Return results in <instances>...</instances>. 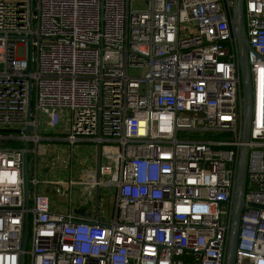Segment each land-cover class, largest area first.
Here are the masks:
<instances>
[{
    "label": "built area",
    "instance_id": "2783aa9c",
    "mask_svg": "<svg viewBox=\"0 0 264 264\" xmlns=\"http://www.w3.org/2000/svg\"><path fill=\"white\" fill-rule=\"evenodd\" d=\"M234 3L0 0V128H35L0 132L23 143L0 144V264H224L244 145ZM244 18L253 115L236 264H264V0H244ZM40 115L70 144L101 146L100 174L118 183L108 222L37 190L26 207Z\"/></svg>",
    "mask_w": 264,
    "mask_h": 264
},
{
    "label": "crops",
    "instance_id": "0c3cea01",
    "mask_svg": "<svg viewBox=\"0 0 264 264\" xmlns=\"http://www.w3.org/2000/svg\"><path fill=\"white\" fill-rule=\"evenodd\" d=\"M65 131L64 129L63 135H59L61 132H54L53 134L43 136L40 140L41 147L39 149V144L37 146L34 145L35 151L33 152L36 157L31 175L37 184L33 185L32 191L37 190L47 195L51 202V208L56 211H71L81 216H89L90 213H93L94 217H97L98 214L103 221L105 217L109 216L111 218L115 211V201L114 211L105 215L109 211L106 207L102 209L103 200L100 198L99 211H96L97 187L100 190V197L101 192L109 187L108 176L100 174V180H97L98 144L83 140L72 145L66 140ZM37 153H39L38 155L41 154L47 161L49 160L48 162H53V158L57 157L54 161L57 165H50L48 167L42 165L41 170H39ZM105 162L106 160L101 156V165ZM46 169L49 170L48 172L57 171V174L47 173ZM39 172L43 175L41 179ZM62 175L65 177L62 178ZM61 181L64 182L61 185L64 191L57 193L56 188L59 185H56V182Z\"/></svg>",
    "mask_w": 264,
    "mask_h": 264
},
{
    "label": "water",
    "instance_id": "95a60500",
    "mask_svg": "<svg viewBox=\"0 0 264 264\" xmlns=\"http://www.w3.org/2000/svg\"><path fill=\"white\" fill-rule=\"evenodd\" d=\"M232 27L235 33L236 41L238 44V59L239 68L241 74V89L242 96L244 99V112L242 118V141L244 145L240 147L238 164H237V174L234 185V192L232 197V210H231V224L228 235L227 250L225 256L224 264H236V251L239 240V232L241 226V215L242 211L246 205L244 198V192L247 181V167H248V155L249 147L246 145L250 140L251 133V123L253 115V83L251 67L249 63V51H251L250 42L248 39L245 18H244V0H235L234 6L232 8ZM32 108H33V93H32V83L30 87V99L29 107L27 111V121L32 120ZM2 133H26L30 135L35 132L33 125L28 124L25 129L18 128H0ZM30 141L25 142V155H24V183H25V196H26V207L30 206L31 193L33 190V180L31 175V155H30ZM98 162H97V180H100V168H101V146L98 145ZM100 202V190L97 187L96 190V211H99ZM261 207V205H255ZM93 213H90L91 216ZM29 214L26 216L25 220V234H24V249L26 248L28 237H29V227H30ZM21 264H25V255L22 256Z\"/></svg>",
    "mask_w": 264,
    "mask_h": 264
},
{
    "label": "rangeland",
    "instance_id": "374dc122",
    "mask_svg": "<svg viewBox=\"0 0 264 264\" xmlns=\"http://www.w3.org/2000/svg\"><path fill=\"white\" fill-rule=\"evenodd\" d=\"M183 26L186 28V26H188V25H183ZM130 72L132 74H134V73H137L138 71L134 70V69H131ZM65 127L62 128V129H61V127H59L57 130L49 129L48 126L46 125L45 116L40 115L39 135L41 137H43L45 135L53 134L54 132H59V133L61 132L59 135H61V134L63 135L64 134L63 130L65 129ZM1 143H2V145H5L6 142L3 141V142H0V144ZM34 145H35L34 143H31V146H30L31 149H34ZM39 147H41V142L38 145V149H39ZM39 153H40V151H39ZM39 153H37L39 170H41L42 165H44V167H48L50 165H54V166L57 165V163L54 162L57 157L53 158L54 159L53 162H48L49 160L47 161L45 158H43V156L41 154L38 155ZM30 155H31V169H32L31 170V174H32L34 166H35V157H36V155H35L34 152H31ZM48 171L49 170L46 169L47 173L57 174L56 173L57 171L56 172L55 171L54 172H48ZM39 176H40V179L43 178V175L40 172H39ZM39 176H38V178H39ZM112 176L113 177L111 179L109 178V187H107L106 189H104L101 192V197H100L101 200H103L102 209L104 207H106L108 209V211H109L105 215H107L108 213H112L114 211V201H115V196H116V190H117L118 183H117V176L115 174H113ZM61 177L64 178L65 176L62 175ZM32 194H34V192ZM53 210H55V209H53ZM109 220H110L109 216L107 218L106 217L104 218L105 222H108Z\"/></svg>",
    "mask_w": 264,
    "mask_h": 264
},
{
    "label": "trees",
    "instance_id": "16d2710c",
    "mask_svg": "<svg viewBox=\"0 0 264 264\" xmlns=\"http://www.w3.org/2000/svg\"><path fill=\"white\" fill-rule=\"evenodd\" d=\"M5 145H10V146H21L23 143L21 141H15V140H8Z\"/></svg>",
    "mask_w": 264,
    "mask_h": 264
}]
</instances>
